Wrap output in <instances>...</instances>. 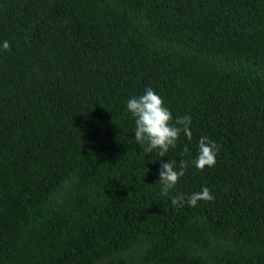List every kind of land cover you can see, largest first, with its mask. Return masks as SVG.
<instances>
[{
  "label": "trees",
  "instance_id": "1",
  "mask_svg": "<svg viewBox=\"0 0 264 264\" xmlns=\"http://www.w3.org/2000/svg\"><path fill=\"white\" fill-rule=\"evenodd\" d=\"M148 87L192 121L162 159ZM0 264H264V0H0Z\"/></svg>",
  "mask_w": 264,
  "mask_h": 264
},
{
  "label": "clouds",
  "instance_id": "2",
  "mask_svg": "<svg viewBox=\"0 0 264 264\" xmlns=\"http://www.w3.org/2000/svg\"><path fill=\"white\" fill-rule=\"evenodd\" d=\"M4 50H10V43L3 41ZM127 111L131 114L135 123V140L144 152L152 153L157 150L159 157L164 158L170 149L177 146V141L183 134L187 140L191 141L193 133L190 129L191 117H173L172 112L165 106L163 98L151 87L145 89L139 96H133L126 102ZM219 145L210 140L208 136H201L198 141V152L192 161L194 166L203 171L206 167H214L219 152ZM189 148L184 147L187 154ZM188 167V161L181 160L177 169L176 161L167 160L161 163L159 170V180L162 195H169L180 178L184 176ZM215 197L210 189L205 186L201 191L190 194L187 198L184 195L173 196L171 203L173 206H183L185 200L188 206L196 207L199 201H212Z\"/></svg>",
  "mask_w": 264,
  "mask_h": 264
}]
</instances>
